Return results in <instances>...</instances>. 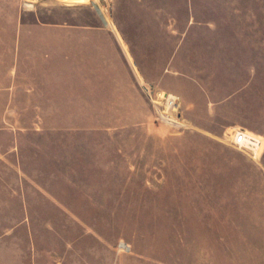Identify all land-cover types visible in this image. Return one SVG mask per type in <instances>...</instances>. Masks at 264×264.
<instances>
[{"label":"rangeland","instance_id":"1","mask_svg":"<svg viewBox=\"0 0 264 264\" xmlns=\"http://www.w3.org/2000/svg\"><path fill=\"white\" fill-rule=\"evenodd\" d=\"M217 9L264 29V0H0V147L18 136L22 163L0 160V264H264V149L215 156L222 141L162 121L143 88L171 89L155 77L207 45ZM70 25L121 31L153 81L104 80L96 41ZM83 40L89 78L72 79Z\"/></svg>","mask_w":264,"mask_h":264},{"label":"crops","instance_id":"2","mask_svg":"<svg viewBox=\"0 0 264 264\" xmlns=\"http://www.w3.org/2000/svg\"><path fill=\"white\" fill-rule=\"evenodd\" d=\"M221 12L225 13L224 21L220 19ZM215 15V19H212L208 26V46L196 47L192 56L189 55V50L178 49L155 78L163 83L174 82L169 91L177 92L181 97L182 113L193 129L207 134L206 138L209 140L224 143L220 146L222 150L216 152L218 154H214L215 156H244L238 154L239 152L235 154L233 146L229 143L237 128H245L261 137L262 144L257 154L261 156L264 149V100H261L259 94L264 88V29L259 25L249 24L246 20L242 23V18L233 20L234 15H240L233 14L231 10L217 9ZM228 16L232 19L228 20ZM66 28L81 29L88 33V36H85L87 43L96 41L98 71L104 80L109 79L108 75L112 73L115 75L117 67L131 72L133 78L139 79L140 76L143 79H153L154 76L147 75L148 67L138 63L130 43L118 29L74 25ZM22 29L23 26L15 27L19 49L24 42ZM203 31L201 25L194 24L195 41L206 39V35L202 36ZM90 33L95 36L90 37ZM85 40L80 41L84 46L73 48V52L65 58L66 64L70 65L65 74L70 75L72 79H77L80 74L89 78L85 60ZM180 54L182 58L179 57ZM16 96L12 94L10 101L14 102ZM20 110L16 104H8L6 109L7 112ZM6 129V126L0 127V130ZM9 156L17 157V166L20 168L21 165L22 169L18 136L6 149L0 147V160L5 161ZM13 189L23 193L20 188ZM23 194L21 202L19 201L22 216L13 221L15 225L25 222L26 199ZM15 198L19 200L18 196ZM14 259L17 264H26L25 255H15Z\"/></svg>","mask_w":264,"mask_h":264},{"label":"built area","instance_id":"3","mask_svg":"<svg viewBox=\"0 0 264 264\" xmlns=\"http://www.w3.org/2000/svg\"><path fill=\"white\" fill-rule=\"evenodd\" d=\"M143 88L155 106L161 107L158 117L162 121L177 127L188 125L187 120L179 113V95L149 83H145ZM229 143L250 156L256 157L261 147L262 139L245 128H237Z\"/></svg>","mask_w":264,"mask_h":264},{"label":"bare ground","instance_id":"4","mask_svg":"<svg viewBox=\"0 0 264 264\" xmlns=\"http://www.w3.org/2000/svg\"><path fill=\"white\" fill-rule=\"evenodd\" d=\"M99 8H100V6H99ZM100 13H101L102 17L104 18V21H106V23L109 24V20H108L107 16L105 15V13L102 10L100 11Z\"/></svg>","mask_w":264,"mask_h":264}]
</instances>
